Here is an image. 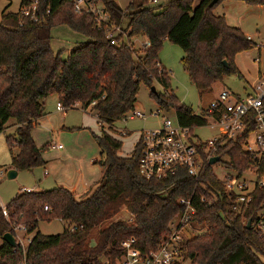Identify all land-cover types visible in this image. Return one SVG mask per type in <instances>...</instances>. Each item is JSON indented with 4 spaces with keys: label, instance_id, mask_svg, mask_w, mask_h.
Instances as JSON below:
<instances>
[{
    "label": "trees",
    "instance_id": "obj_1",
    "mask_svg": "<svg viewBox=\"0 0 264 264\" xmlns=\"http://www.w3.org/2000/svg\"><path fill=\"white\" fill-rule=\"evenodd\" d=\"M33 1L37 19L20 11ZM96 1L105 7L108 21L75 11L72 0H21L18 10H5L0 16V133L10 118L15 125L14 132L5 136L11 154L9 168L46 164L43 151L52 144L38 146L32 130L45 114L44 99L51 94L65 107L76 102L85 109L92 106L102 126L100 133L92 132L101 154L92 161L101 167L96 182L80 191L64 185L21 190L5 204L7 215L0 206V237L7 231L16 235L21 225L33 231L40 220L53 218L69 220L77 227L57 233L38 230L25 246L17 239L15 245L1 240L0 264H118L121 242L127 237H135L142 251L159 245L170 220L181 211L179 196L192 197V220L202 227L185 239L180 264H264V236L252 224L264 213V182L258 183L264 177V154L254 158L243 149L241 138L218 139L209 147L218 160L226 156V165L239 173L255 169L257 182L249 191L250 200L237 212L232 209L234 194L208 158L198 177L180 169L165 178H146L138 165L140 141L122 155V141L104 128L112 129L135 108L141 83L151 86L154 82L166 90H150L159 109H173L185 125L205 122V110L197 113L167 91L171 71L158 57L164 39L183 49V68L200 94L210 91L225 74L242 76L235 56L252 47L254 40L241 27L229 24L224 14L214 12L222 0L213 4L199 0L196 5L195 0H138L125 8L117 0ZM242 1L264 4V0ZM59 23L90 37L64 58L50 44L51 28ZM111 24L118 27L115 43L107 36ZM139 34L148 41L142 48L131 44V38ZM254 113L251 109L246 115L243 137L255 128ZM122 208L130 218L111 220ZM106 220L110 222L99 229L92 244V227Z\"/></svg>",
    "mask_w": 264,
    "mask_h": 264
},
{
    "label": "rangeland",
    "instance_id": "obj_2",
    "mask_svg": "<svg viewBox=\"0 0 264 264\" xmlns=\"http://www.w3.org/2000/svg\"><path fill=\"white\" fill-rule=\"evenodd\" d=\"M117 1L123 8L130 1L138 2V0ZM164 1L160 0L157 3ZM20 2L21 0H0V16L5 10H18ZM198 2L199 0H195L194 5ZM214 12L224 14L229 24L241 27L255 42L252 47L242 50L235 56V63L242 76L236 73L225 74L221 79L214 81L210 91L200 94L183 68L181 62L184 55L183 49L166 38L163 40L158 52L160 62L171 71V87L167 91L174 92L181 102L190 105L196 111L201 107H207L221 89L228 90L234 97L246 96L252 91V87L264 77V4L252 5L242 0H222L215 6ZM126 20L125 17L124 23ZM112 30L116 33L118 29L112 28ZM51 34V47L55 52L60 51L63 58L67 56L71 48L90 38L75 31L65 23L52 26ZM146 40L144 34L135 35L131 38V44L136 48H142ZM154 85L157 91H166L161 84L154 82ZM44 103V109L49 113L36 122L32 130L33 138L38 146L49 142L60 143L63 148L49 146L43 151V156L51 160L54 159V161L30 169H20L15 176L8 177L6 171L10 166L11 154L5 136L15 130L14 119L10 118L6 123V128L0 133V168L4 171L0 177V206L3 203L6 204L22 188L47 189L64 185L70 189L80 191L83 186L85 187L87 183L100 174V165L92 162L93 159L101 157L100 148L92 134V132L100 133L102 131L95 109L91 106V110H83L77 106L68 108L65 112L57 111L55 109V94L47 96ZM136 108L142 109L144 115L117 120L112 129H109L107 125L104 126L106 130L111 131L122 141L120 149L122 155L129 154L134 148L141 129L160 125L163 116L175 117L173 109L155 113L158 108L157 103L150 95V86L144 83L140 84ZM62 122H64V126ZM121 129H126L125 133ZM194 132L203 139H209L218 134L216 128L208 125L197 126ZM226 160L227 157L222 156L220 160L212 163L214 172L221 179L224 178L226 173L231 172V169L226 165ZM244 176L252 186L255 176L254 169L252 167L247 169ZM118 218H130V213L122 208L111 220ZM109 222L110 220H106L92 227V244L95 243L99 229ZM69 224V220L59 218L40 220L35 230L28 232L17 228L15 236L25 246L29 238L38 230L43 233H57L68 227ZM192 226L202 229L199 224H192ZM1 240L0 237V242Z\"/></svg>",
    "mask_w": 264,
    "mask_h": 264
},
{
    "label": "built area",
    "instance_id": "obj_3",
    "mask_svg": "<svg viewBox=\"0 0 264 264\" xmlns=\"http://www.w3.org/2000/svg\"><path fill=\"white\" fill-rule=\"evenodd\" d=\"M154 3L160 0H150ZM75 11H86L94 14L98 21L106 22L109 20V14L105 7L96 0H72ZM36 1L30 5L21 7V13L30 15L37 19L35 15ZM112 25V26H111ZM107 36L112 43H115V33L112 28H117L111 24ZM249 37V36H248ZM146 41L144 44H147ZM264 77L252 87V91L246 96L234 97L231 92L221 89L217 97L210 101L207 107H201L197 113L205 110V122L200 125H208L217 129V135L203 139L194 132L195 127L200 125H185L178 121L177 117L163 116L162 123L151 128L141 129L138 140L140 141L139 171L146 178L161 179L175 174L180 169L187 170V173L198 177L202 169L205 158L210 159L213 153L209 147L218 140H228L241 138L243 149L250 153L254 158L261 157L264 154ZM80 107L78 102L69 107H65L60 101L56 102V109L65 112L68 108ZM253 110L255 128L246 136L243 133L246 129V115L249 110ZM157 108L155 113L161 112ZM142 109L134 108L129 111L125 117L134 118L143 116ZM125 133L126 129H121ZM52 147H62V144H52ZM226 173L221 181L227 190L234 194L232 209L241 212L243 206L250 200L249 191L257 182L255 172L254 181L250 186V181L235 169ZM249 169V168H248ZM4 171L0 168V177ZM264 177L258 180L262 184ZM22 190H31V188H22ZM177 203L182 207L181 211L170 220L168 232L159 243V245L148 251H142L135 245V237H127L122 240L123 253L118 259V264H180L183 262L181 253L182 245L186 238L201 229L195 228L192 224L198 222L192 220L195 213V206L191 196H179ZM3 213L8 214L5 204L1 205ZM253 226L264 236V215L260 214L252 220ZM200 225V224H199ZM69 229L73 230L76 224H69ZM24 229V226L18 227ZM190 229V230H189ZM196 229V232H195ZM17 230V229H16ZM189 230V231H188ZM190 232V233H189ZM104 264H108L107 261Z\"/></svg>",
    "mask_w": 264,
    "mask_h": 264
},
{
    "label": "water",
    "instance_id": "obj_4",
    "mask_svg": "<svg viewBox=\"0 0 264 264\" xmlns=\"http://www.w3.org/2000/svg\"><path fill=\"white\" fill-rule=\"evenodd\" d=\"M215 1L216 0H212L211 4H213ZM224 63H226V60H224ZM150 90L153 91V92L157 91L154 84H152L150 86ZM218 159H219V156H212L209 159V163L212 164V163L216 162ZM16 173H17V169H15V168H9L6 171V174H7L8 177H13V176L16 175ZM249 225H250V220H248V222H247V226H249ZM1 239L6 241L7 243H9L10 245H15L16 244V236L10 231H7V232L3 233L2 236H1Z\"/></svg>",
    "mask_w": 264,
    "mask_h": 264
},
{
    "label": "crops",
    "instance_id": "obj_5",
    "mask_svg": "<svg viewBox=\"0 0 264 264\" xmlns=\"http://www.w3.org/2000/svg\"><path fill=\"white\" fill-rule=\"evenodd\" d=\"M248 35V34H247ZM249 37H250V35H248ZM147 41V40H146ZM217 97V96H216ZM58 100H57V97H56V102H57ZM56 105V104H55ZM135 107H136V104H135ZM55 109H56V107H55ZM57 110V109H56ZM57 111H60V110H57ZM196 111V110H195ZM62 112V111H61ZM47 113H49V112H47V111H45V114L44 115H46ZM51 113V112H50ZM43 115V116H44ZM42 116V117H43ZM41 117V118H42ZM40 120V119H39ZM62 125L64 126L65 124H64V122H62ZM59 128H60V126H59ZM51 144H54V143H51ZM55 144H58V143H55ZM50 147H52V146H50ZM54 148V147H53ZM55 148H59V147H55ZM61 148H63V146L62 147H60V149ZM46 159V163H48V162H50V161H54V159L53 160H51V159H48L47 157L45 158ZM96 159V158H95ZM19 170H17V172H18ZM45 172H46V169H45ZM100 174H101V171H100ZM100 174H99V176H100ZM99 176L97 177V178H95V179H93V180H91L89 183H87V185L85 186V187H87V186H89L90 184H92V183H94V182H96V180H98V178H99ZM84 186L82 187V189L83 188H85ZM32 189V188H31ZM36 189V188H35ZM81 189V190H82ZM73 190V189H72ZM3 204H5V203H3ZM60 219V218H59Z\"/></svg>",
    "mask_w": 264,
    "mask_h": 264
}]
</instances>
